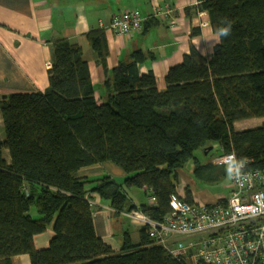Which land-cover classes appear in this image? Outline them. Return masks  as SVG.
Returning a JSON list of instances; mask_svg holds the SVG:
<instances>
[{"label":"trees","instance_id":"1","mask_svg":"<svg viewBox=\"0 0 264 264\" xmlns=\"http://www.w3.org/2000/svg\"><path fill=\"white\" fill-rule=\"evenodd\" d=\"M198 1L215 33L228 21L231 33L220 37L210 56L192 45L167 71L164 90L153 71L140 72L150 57L142 49L109 70L107 31L98 28L87 37L108 74L99 98L81 46L60 37L51 44L48 89L0 99V264H12L20 254H28L31 264H197L153 240L146 226L140 243L133 244L127 231L114 249L96 232L92 198L99 195L118 212L138 207L162 221L172 195L195 202L188 186L185 196L178 193V169L193 160L200 179L227 175L226 166L201 162L198 149L211 156L233 152L246 169L264 171V123L234 127L241 119L264 117V0ZM214 142L218 154L207 149ZM106 161L126 172L127 187L145 188L156 203H128L124 186L110 175L78 176L83 167ZM50 227L49 245L38 248L36 236Z\"/></svg>","mask_w":264,"mask_h":264},{"label":"crops","instance_id":"2","mask_svg":"<svg viewBox=\"0 0 264 264\" xmlns=\"http://www.w3.org/2000/svg\"><path fill=\"white\" fill-rule=\"evenodd\" d=\"M56 2L57 0H0V99L12 92H44L48 89L49 69L53 60L51 44L53 40L60 37L68 38L81 46L84 59L89 63L92 80L97 86V98L103 90L102 85L108 74L97 62L95 52L87 37L92 29L105 28L107 31L110 48L107 59L109 70L117 67L121 61L127 60L135 50L142 49L150 52V57L139 65V70L141 73L153 71L159 90L166 89L167 71L170 67L182 62L184 55L190 52L192 45L203 55L210 56L215 45L220 42V37L212 29L208 12L198 8V0H58L57 7H54ZM155 4L163 7L170 6L174 12L165 16L157 15ZM126 8L140 10L145 17L144 25L151 18L157 20L156 24L149 29L144 28L142 31L128 34L113 32L108 28L113 14L121 13ZM173 22L177 24L175 28L171 26ZM0 119H3L1 111ZM248 119L255 120L257 125L242 124L243 122L236 121L235 129L253 128L264 123V117ZM214 156L216 157L213 155L210 158L212 162ZM178 173L180 180L178 193L182 197L185 196L186 186L192 191L196 203H216L229 196L218 193L215 198L209 199L207 194L197 187L198 184L191 185L193 180L187 182V174H183L182 177L181 169H178ZM101 175H110L118 183L126 186L124 183L126 172L112 161L83 167L78 171V176L98 177ZM117 178H122L124 181H118ZM229 185L230 180L228 187ZM92 186L90 184L87 188ZM140 190L146 196H150V192L145 188ZM131 200L133 204L140 206L133 199ZM92 204L97 234L114 249H120L124 239L120 241L112 232L108 217L113 212L123 214L126 210L118 212L112 208L108 200L97 194L92 198ZM34 217L38 218L35 215ZM132 220L137 232L134 234L128 232L133 244H138L141 241L143 225ZM52 229L50 227L46 232L36 236L35 243L38 248H45L49 245L54 233ZM47 233L48 235L45 236ZM171 238L173 245L178 240H195V238L190 239V237L181 235L171 236ZM192 251L194 250L191 249L187 256H191ZM12 264H31L30 256L28 254L16 255L12 258Z\"/></svg>","mask_w":264,"mask_h":264},{"label":"built area","instance_id":"3","mask_svg":"<svg viewBox=\"0 0 264 264\" xmlns=\"http://www.w3.org/2000/svg\"><path fill=\"white\" fill-rule=\"evenodd\" d=\"M171 12L169 6H155L157 15ZM144 21L139 10L126 9L112 16L108 28L128 34L141 30ZM213 163L227 168L230 194L225 202L190 203L172 195V210L162 221L138 207L123 214L146 226L150 237L175 256H186L197 264H264V171L246 169V161L233 152L216 156ZM156 201L150 195V204ZM175 235L195 240H178L173 245ZM191 249L192 255L187 256Z\"/></svg>","mask_w":264,"mask_h":264},{"label":"rangeland","instance_id":"4","mask_svg":"<svg viewBox=\"0 0 264 264\" xmlns=\"http://www.w3.org/2000/svg\"><path fill=\"white\" fill-rule=\"evenodd\" d=\"M57 5H58V0H57L56 4L54 5V7H57ZM156 5H159V4H155V6ZM170 8H171L172 12H174L173 8L172 7H170ZM173 24H174V22H173ZM173 24H171V26ZM176 26H177V24L175 23V26H172V27L175 28ZM257 120L259 122H262L259 119H257ZM239 121L243 122L242 124L250 123V125H257V123H255V120L254 121H250V119H248V118L247 119H241ZM239 126L240 125L238 124V127ZM245 126H247V125H245ZM249 127H252V126H249ZM0 138L1 139H5V128H4V124H3V119H0ZM210 146L213 147L211 149V151H212L211 154H213V153L218 154L219 153V150H218L219 146H218L217 142L211 143ZM195 154L200 159V161L204 162V163H205V161H209L210 158H211V155H209L208 152L204 153L203 149L196 150ZM4 156L8 160L10 159V154H9V151L7 149H4ZM193 164H194L193 160H191L188 164H186L185 167L181 168V176L183 177V174L184 175L187 174L186 175L187 182L193 180L191 185L193 186L194 184H198L197 187L201 188L200 191H204L207 194V197H209V199L212 198V197L215 198V196L218 193H222L223 195H226V196L229 195V187H228L229 175H228V173H227L226 176H224L223 178H221L218 181H215V182L206 181L204 179L198 178L194 174V172H193V168H194ZM117 179H119L118 181H121V182L124 181V179H122V178L121 179L117 178ZM123 189H124V191L127 192L128 203H129V201H130V203H132L131 199H133L136 203H138L140 205L143 204V203H150V196L149 195L146 196L145 193L142 190H140L141 188L124 186ZM32 213L35 216H38V217L40 216V214L37 213L34 209L32 210ZM108 222L111 223L110 224L111 225V230L117 236V238L120 241L122 240V238L124 239L126 231H129L132 234L137 232V228H136V226L134 224V221L132 219H130V217L125 216L124 214H117V213L113 212V214L108 217ZM52 231L54 232L53 229H52ZM47 235H48V233L45 234V236H47ZM186 242H188V241H186ZM132 243H134V242L132 241Z\"/></svg>","mask_w":264,"mask_h":264},{"label":"clouds","instance_id":"5","mask_svg":"<svg viewBox=\"0 0 264 264\" xmlns=\"http://www.w3.org/2000/svg\"><path fill=\"white\" fill-rule=\"evenodd\" d=\"M223 20H225V19H222L221 21H223ZM216 31H217L218 37H226V36L230 35V33H231V22L228 21L226 25L218 26Z\"/></svg>","mask_w":264,"mask_h":264},{"label":"water","instance_id":"6","mask_svg":"<svg viewBox=\"0 0 264 264\" xmlns=\"http://www.w3.org/2000/svg\"><path fill=\"white\" fill-rule=\"evenodd\" d=\"M6 97V95L4 96ZM213 147L209 145V147L207 148L208 150H211Z\"/></svg>","mask_w":264,"mask_h":264},{"label":"bare ground","instance_id":"7","mask_svg":"<svg viewBox=\"0 0 264 264\" xmlns=\"http://www.w3.org/2000/svg\"><path fill=\"white\" fill-rule=\"evenodd\" d=\"M144 26V25H143ZM171 206V205H170ZM172 210V209H171Z\"/></svg>","mask_w":264,"mask_h":264}]
</instances>
